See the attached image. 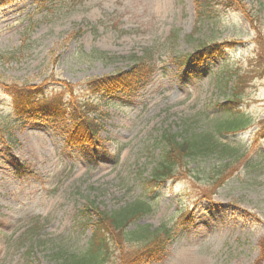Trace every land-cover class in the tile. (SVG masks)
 <instances>
[{"label":"rangeland","instance_id":"374dc122","mask_svg":"<svg viewBox=\"0 0 264 264\" xmlns=\"http://www.w3.org/2000/svg\"><path fill=\"white\" fill-rule=\"evenodd\" d=\"M263 52L264 0L0 1V264L75 261L99 212L136 201L151 209L129 230L172 235L140 264H264ZM135 57L155 65L136 96L89 89ZM31 87L60 100L57 119L16 110V91ZM76 107L90 135L74 127ZM165 134L210 135L226 150L155 188ZM104 264H121V251Z\"/></svg>","mask_w":264,"mask_h":264},{"label":"trees","instance_id":"16d2710c","mask_svg":"<svg viewBox=\"0 0 264 264\" xmlns=\"http://www.w3.org/2000/svg\"><path fill=\"white\" fill-rule=\"evenodd\" d=\"M199 1L202 3L210 2V0ZM203 12H206V9H203ZM215 46L217 45L204 46L198 51L197 55L200 59H205L207 51ZM97 57H99V60L104 61L107 56L98 54ZM261 61H264V55L259 57L258 66H256L258 69L255 70V73L258 76H264V65L260 64ZM154 66L153 63L145 59L135 57L133 65L128 71L92 79L88 83V87L94 92L105 93L106 95L121 92L124 95L134 97L150 82L155 72ZM238 82H240L239 79ZM16 92V110L20 112L22 117L30 115V113H35L33 116L47 113L52 119H57L60 116V111H62V105L59 103L60 100H49L46 98L43 89L39 87L20 88ZM234 99H239L237 94H234ZM229 103L233 104L235 101H229ZM84 107L87 110L91 107V104L87 103ZM80 110L81 107H76V110L72 114L74 121L75 119L80 120L75 121L74 127L77 128L83 124L87 125L89 129H86V133L90 135V132L95 130L94 124ZM223 124L226 123L221 122L218 124V127ZM241 130H226L225 134L231 135ZM82 134L83 132L78 133L77 131L76 134L72 133L71 137L84 139ZM163 141L165 142L164 151L149 181L155 188L165 181L174 180L177 177L176 173L180 166L188 162V160L198 156H208L219 147L223 149L221 153L226 150L221 145V142L215 141V138L210 135H205L202 140L197 141V138L193 136L181 139L178 135L165 134ZM228 148L230 149L227 145V150ZM150 209L148 203L136 201L114 213L106 214L99 212V219L95 223L96 228L90 250L85 256L64 264H104L117 248L121 251V264H140L143 257L157 258L158 253L164 251L170 242L172 237L171 231L164 229L150 232L147 228L129 230L130 226L135 225ZM133 240L137 241L135 245L132 243ZM125 242L133 246L128 248ZM139 245H141V248L133 254L131 248Z\"/></svg>","mask_w":264,"mask_h":264}]
</instances>
